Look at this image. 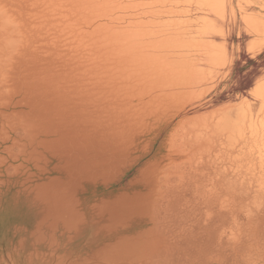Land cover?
<instances>
[{
    "label": "bare ground",
    "instance_id": "6f19581e",
    "mask_svg": "<svg viewBox=\"0 0 264 264\" xmlns=\"http://www.w3.org/2000/svg\"><path fill=\"white\" fill-rule=\"evenodd\" d=\"M0 264H264V0H0Z\"/></svg>",
    "mask_w": 264,
    "mask_h": 264
}]
</instances>
